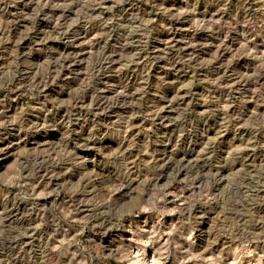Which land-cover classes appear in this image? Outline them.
Instances as JSON below:
<instances>
[{
    "label": "rangeland",
    "instance_id": "obj_1",
    "mask_svg": "<svg viewBox=\"0 0 264 264\" xmlns=\"http://www.w3.org/2000/svg\"><path fill=\"white\" fill-rule=\"evenodd\" d=\"M0 264H264V0H0Z\"/></svg>",
    "mask_w": 264,
    "mask_h": 264
}]
</instances>
